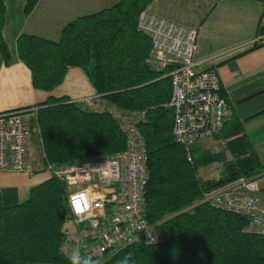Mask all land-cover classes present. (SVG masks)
Returning <instances> with one entry per match:
<instances>
[{"label": "trees", "instance_id": "16d2710c", "mask_svg": "<svg viewBox=\"0 0 264 264\" xmlns=\"http://www.w3.org/2000/svg\"><path fill=\"white\" fill-rule=\"evenodd\" d=\"M38 2L26 0V15ZM153 2L120 0L77 17L57 41L25 33L17 40L19 59L31 70L34 88L52 92L72 67H79L109 104L146 112L139 125L149 158L146 216L150 223H159L163 238L150 245L134 243L99 264H119L128 255L135 264H264V235L246 232L247 217L207 202L181 212L212 190L241 177L264 174V163L245 123L233 113L215 136L224 140L219 150H203L196 143L189 161L185 149L174 140V112L165 106L171 82L149 67L152 41L138 26L140 13ZM5 17L6 6L0 0V54L9 64L11 53L3 36ZM257 34L264 39L263 15ZM263 44L258 40L246 52ZM222 96L228 99L223 91ZM36 107L31 139L37 140L45 163L61 167L127 148L126 135L108 111H91L66 97L53 96ZM215 163L224 165L221 175L202 179L199 170ZM11 193L16 192L0 189V264H69L73 250L66 226L71 217L66 183L51 176L33 186L23 202L18 201L17 193L9 198Z\"/></svg>", "mask_w": 264, "mask_h": 264}, {"label": "built area", "instance_id": "2783aa9c", "mask_svg": "<svg viewBox=\"0 0 264 264\" xmlns=\"http://www.w3.org/2000/svg\"><path fill=\"white\" fill-rule=\"evenodd\" d=\"M256 1L264 3V0ZM138 26L152 41L147 58L149 67L161 77L170 79L171 96L165 106L174 112L172 134L191 161L194 145L218 135L232 114L230 102L222 96L221 76L216 68L198 70L199 63L195 60L197 30L162 17L149 8L140 13ZM77 102L91 111L110 112L126 135L127 148L114 155L61 167L46 163L45 170L69 188L71 217L66 226L75 232L70 241L74 246L72 250L78 249L82 255L100 261L134 243L160 242L163 236L159 223H150L146 216L149 158L139 129L146 112L120 109L99 95ZM38 109L0 112V172H32L28 166V149L31 122ZM81 193L90 200L82 198ZM204 202L247 217L246 232L264 235L263 173L252 178L241 177L212 190L202 201L181 212ZM77 205L86 210L78 213Z\"/></svg>", "mask_w": 264, "mask_h": 264}, {"label": "crops", "instance_id": "0c3cea01", "mask_svg": "<svg viewBox=\"0 0 264 264\" xmlns=\"http://www.w3.org/2000/svg\"><path fill=\"white\" fill-rule=\"evenodd\" d=\"M3 1L6 6L3 36L11 53V61L6 64L0 54V112L36 107L50 96L66 97L77 102L98 95L85 71L79 67H72L64 82L52 92L34 88L31 70L19 59L17 40L25 33L57 41L65 26L77 17L111 7L120 0H39L30 15L25 13L26 0ZM168 1L170 0H154L149 9L197 30L198 48L195 60L199 63L198 70L218 69L223 92L230 102L232 113L245 123L246 133L264 163V44L256 50L246 52L258 39L259 42L264 41L257 34L264 3L256 0H207L214 6L212 9L209 6V13L202 18L195 15L192 8L182 10L189 0H175L169 5ZM217 9L226 12L237 10V24L243 29L242 39L237 44L225 48L203 44L204 39L207 42L209 37L208 22L214 23L211 14ZM220 22L222 19L218 23ZM204 29L205 34H201L203 38L200 40L199 34ZM249 118L252 119L247 120ZM209 139L211 149L216 151L221 148L220 140L215 137ZM28 166L32 172H0V189L14 190L20 197L22 193L29 192L33 186L51 177L44 167L29 160V157ZM16 193H11L8 197L14 199ZM69 230L71 240L75 232L73 228ZM73 247L71 245L72 249Z\"/></svg>", "mask_w": 264, "mask_h": 264}, {"label": "rangeland", "instance_id": "374dc122", "mask_svg": "<svg viewBox=\"0 0 264 264\" xmlns=\"http://www.w3.org/2000/svg\"><path fill=\"white\" fill-rule=\"evenodd\" d=\"M175 0H170L167 4H172ZM210 9L213 8V3H209L207 0H189L187 6L183 5L182 10H188L192 8V10L196 13L198 17H206L209 13L208 7ZM204 9V11H203ZM204 13V14H203ZM213 13V12H212ZM237 10L232 9L230 12H226L225 10L217 9L213 14H211V18H213L214 23L208 22L207 28L209 32V37L207 42L204 39L203 44L206 45H213L214 47L218 48H225L230 47L232 45L237 44L242 39V26L237 24V17H236ZM222 19V22L218 23L219 20ZM205 34V29L201 31L200 40H202ZM198 42V39H197ZM198 48V46H197ZM221 145H224V140H220ZM211 139H206L202 141L199 146L203 150L211 149L212 146ZM28 157L29 160L35 161L37 164L41 165L42 167H46L45 159L43 157V153L41 148L34 138L31 139V143L28 149ZM224 165L221 163H215L208 166H204L199 170V176L202 179H209V178H217L221 175L223 171ZM29 198V192L22 193L19 197V202H23Z\"/></svg>", "mask_w": 264, "mask_h": 264}, {"label": "clouds", "instance_id": "9594fccd", "mask_svg": "<svg viewBox=\"0 0 264 264\" xmlns=\"http://www.w3.org/2000/svg\"><path fill=\"white\" fill-rule=\"evenodd\" d=\"M82 198H87L86 194H80ZM90 200V198H87ZM81 210L77 211L78 213L83 212L86 208H82L80 205H77ZM69 264H99V261L94 259L91 256L82 255L78 249H74L69 256ZM119 264H135L134 259L131 255L125 256Z\"/></svg>", "mask_w": 264, "mask_h": 264}, {"label": "snow or ice", "instance_id": "6c2138e0", "mask_svg": "<svg viewBox=\"0 0 264 264\" xmlns=\"http://www.w3.org/2000/svg\"><path fill=\"white\" fill-rule=\"evenodd\" d=\"M81 209L77 206V211H80Z\"/></svg>", "mask_w": 264, "mask_h": 264}]
</instances>
